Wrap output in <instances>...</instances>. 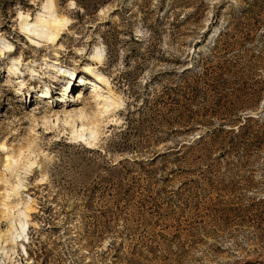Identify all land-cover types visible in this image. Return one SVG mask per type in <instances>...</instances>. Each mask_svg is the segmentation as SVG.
<instances>
[{"label": "rangeland", "instance_id": "obj_1", "mask_svg": "<svg viewBox=\"0 0 264 264\" xmlns=\"http://www.w3.org/2000/svg\"><path fill=\"white\" fill-rule=\"evenodd\" d=\"M52 2L53 47L47 0H0V264H264V0Z\"/></svg>", "mask_w": 264, "mask_h": 264}, {"label": "bare ground", "instance_id": "obj_2", "mask_svg": "<svg viewBox=\"0 0 264 264\" xmlns=\"http://www.w3.org/2000/svg\"><path fill=\"white\" fill-rule=\"evenodd\" d=\"M52 1L53 0H47V7H45V9L47 10V12H51V13L55 14V17H53L52 19H50L48 21L46 19H44V15H45V13H47L46 10H45V12L38 13L36 15L35 20L37 22H39V24H47V30L44 33V35L43 34H40V35L37 34V37L42 39L41 40L42 44H45V45L51 44V46L53 47L59 42V40L61 39L62 35L65 33L63 31L64 30L68 31L69 26H71V24L73 22L70 21L65 15L59 13V11L57 9H55V7H54L55 4H53ZM28 22H29L28 21V17H24L23 18V25H27ZM30 44H32L33 46L34 45L36 46V43L33 42V41H31ZM92 61H93L94 65L101 66L100 65L101 64V56L100 55L94 56ZM86 70H88L89 72L93 71V69H91V68H89V69L86 68ZM32 73H33V71H32ZM73 74H74L73 70L69 72L70 76H73ZM94 77L98 80L99 83H101V84H103L105 86V88L107 90V93H108V98H106V101H103V103L101 104L100 112L97 115H94L93 117H91L89 114L85 113L84 111L72 114L73 117L75 118V120H79L80 123L82 124V126L80 127L81 128L80 131L84 130V127L86 126L87 130L89 131V133L91 135L90 139H83L82 135L84 136V134H82L81 132H80L81 134H77L78 131L77 130H73V131H71L72 140L73 141H79V140L83 139L85 145L88 148H90L93 145V143L95 142L97 136L99 135V127H100L101 124L104 123V120L107 117V115L109 113L113 112L115 110V108L119 106V102H118L119 98L111 90L110 84L108 83L107 79L105 77H103L101 74H95ZM94 92H95V90H94ZM43 95H46V96L48 95L47 90L44 91ZM78 97H80L79 94H77V98ZM109 99H111L110 102H109ZM105 114H107V115L105 116ZM18 158H17V161H18ZM24 158H26V157H24ZM14 162H16V161H14ZM32 165H34V163L30 164V167ZM13 208H16V206H14ZM20 228H21L22 234H25L24 227L21 226ZM18 239H21V236ZM15 244H17V242H15Z\"/></svg>", "mask_w": 264, "mask_h": 264}, {"label": "trees", "instance_id": "obj_3", "mask_svg": "<svg viewBox=\"0 0 264 264\" xmlns=\"http://www.w3.org/2000/svg\"><path fill=\"white\" fill-rule=\"evenodd\" d=\"M97 4V3H96ZM201 59H206V57L204 58H201ZM199 59V61L201 62L202 60ZM170 72L169 71H166L164 72L163 74H166L168 75ZM186 73H188V69H183L181 70L179 73H172L171 76H174L176 77V79H180V83H181V87L183 88H186V89H190V91L192 92L191 88H190V85H187V82H186ZM193 75L192 77H200L203 72H202V68L200 66H198L195 70L192 71ZM178 83V81L176 83H173V85H169L167 87H162L161 91H160V95H164L166 97V99L169 101V103L171 104H174V103H177V99H175L174 97L178 96V94L180 93V91H178V88H180V84ZM262 89L260 90H263L264 88V80L262 81ZM158 99H160V97H158ZM252 117H245V118H242L243 121H240V124H237L236 125V128H235V133L234 134H238L243 128H244V125L245 123L249 120H251ZM256 120L254 121L255 123H260L262 121H264V114L262 115V118H260V116H257L255 118ZM229 133H233V130H228ZM202 139V136H198L196 139L192 140L190 142V144L188 145H184V146H180L178 148V150L176 151H171V152H168V153H162V154H159L157 155V157H165V156H170V157H173L175 159H178V157L180 155H182V149L185 148L187 149L188 147H192L194 145H196L197 143H199ZM241 142H233V144L231 146H228L226 147L227 150L229 151H234L236 148L238 147H241L240 146ZM250 144H256V148L258 150H261L262 148L264 149V138H261L260 140H255L254 142L250 143ZM251 146V145H250ZM244 149L241 148L240 151H243ZM222 153V152H221ZM220 152H218L217 155L221 154ZM154 159H151L150 161H153Z\"/></svg>", "mask_w": 264, "mask_h": 264}]
</instances>
